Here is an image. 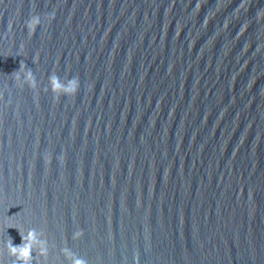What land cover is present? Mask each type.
I'll use <instances>...</instances> for the list:
<instances>
[{"label": "water", "instance_id": "obj_1", "mask_svg": "<svg viewBox=\"0 0 264 264\" xmlns=\"http://www.w3.org/2000/svg\"><path fill=\"white\" fill-rule=\"evenodd\" d=\"M15 227L32 264H264V0H0L3 264Z\"/></svg>", "mask_w": 264, "mask_h": 264}, {"label": "clouds", "instance_id": "obj_2", "mask_svg": "<svg viewBox=\"0 0 264 264\" xmlns=\"http://www.w3.org/2000/svg\"><path fill=\"white\" fill-rule=\"evenodd\" d=\"M51 19V16L49 17ZM25 26L28 30L29 36H31L36 30L37 26L41 23V18L38 14L31 15L25 22ZM21 47L23 45L21 44ZM21 72H23V78L21 79ZM14 74V75H13ZM14 80L18 87L23 88L25 84L28 85L31 89L37 88V81L30 69H25L23 64L21 63L20 68L17 71L12 73ZM80 87L79 78L73 76L66 81H62L61 78L52 73L49 75V87L48 91H51L54 98L58 99L60 96H75L78 89ZM13 227V226H8ZM18 229L21 235V244L14 246L12 244L11 238L6 241H3L4 246L8 249L9 255L14 256L15 260L13 264H32V253H33V242L37 241V234L34 228H29L26 232ZM82 230L78 229L72 233V239L77 240L82 236ZM40 254L42 256H47L48 249L45 246L46 242H41ZM61 251L65 254V256L69 259V264H88V260L84 257L76 256L71 252L68 248H63ZM0 264H3L0 261Z\"/></svg>", "mask_w": 264, "mask_h": 264}]
</instances>
